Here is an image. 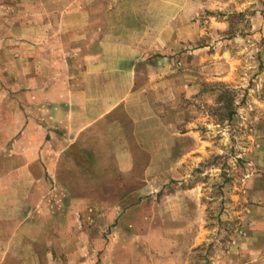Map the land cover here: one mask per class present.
<instances>
[{
	"label": "rangeland",
	"instance_id": "obj_1",
	"mask_svg": "<svg viewBox=\"0 0 264 264\" xmlns=\"http://www.w3.org/2000/svg\"><path fill=\"white\" fill-rule=\"evenodd\" d=\"M29 1L0 0L2 45L28 29ZM99 3L145 50L129 96L142 108L115 109L125 139L100 196L46 197L5 264H264V0Z\"/></svg>",
	"mask_w": 264,
	"mask_h": 264
},
{
	"label": "crops",
	"instance_id": "obj_2",
	"mask_svg": "<svg viewBox=\"0 0 264 264\" xmlns=\"http://www.w3.org/2000/svg\"><path fill=\"white\" fill-rule=\"evenodd\" d=\"M26 4L28 29L10 35V45L0 41V54L27 56L0 68L10 75L0 77V264L15 260L21 241L29 243L46 197L100 196V166L115 164L110 156L125 139L115 109L142 108L141 97L133 105L129 96L145 50L120 41L125 26L119 34L111 17L100 22L99 0Z\"/></svg>",
	"mask_w": 264,
	"mask_h": 264
},
{
	"label": "trees",
	"instance_id": "obj_3",
	"mask_svg": "<svg viewBox=\"0 0 264 264\" xmlns=\"http://www.w3.org/2000/svg\"><path fill=\"white\" fill-rule=\"evenodd\" d=\"M228 116H229V117L231 116V112L228 113Z\"/></svg>",
	"mask_w": 264,
	"mask_h": 264
}]
</instances>
